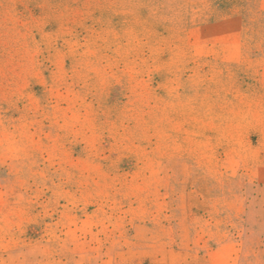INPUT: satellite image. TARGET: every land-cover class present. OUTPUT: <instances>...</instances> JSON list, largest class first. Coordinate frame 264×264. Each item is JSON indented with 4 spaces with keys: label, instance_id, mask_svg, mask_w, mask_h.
I'll use <instances>...</instances> for the list:
<instances>
[{
    "label": "rangeland",
    "instance_id": "374dc122",
    "mask_svg": "<svg viewBox=\"0 0 264 264\" xmlns=\"http://www.w3.org/2000/svg\"><path fill=\"white\" fill-rule=\"evenodd\" d=\"M0 264H264V0H0Z\"/></svg>",
    "mask_w": 264,
    "mask_h": 264
}]
</instances>
